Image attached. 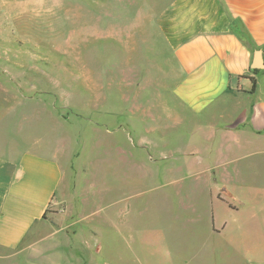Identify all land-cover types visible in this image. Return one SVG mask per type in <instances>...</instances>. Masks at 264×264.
Instances as JSON below:
<instances>
[{"label":"rangeland","instance_id":"rangeland-1","mask_svg":"<svg viewBox=\"0 0 264 264\" xmlns=\"http://www.w3.org/2000/svg\"><path fill=\"white\" fill-rule=\"evenodd\" d=\"M173 1L0 0V156L33 150L62 168L45 218L20 248L57 236L70 259L100 253L117 264L125 221L140 239L129 244L126 232V264L165 252L151 231L180 218L168 210L197 184L174 182L183 165L151 160L127 124L133 108L176 107L178 66L161 29ZM144 136L168 151L163 134ZM242 166L237 191L263 188L264 157Z\"/></svg>","mask_w":264,"mask_h":264},{"label":"crops","instance_id":"crops-1","mask_svg":"<svg viewBox=\"0 0 264 264\" xmlns=\"http://www.w3.org/2000/svg\"><path fill=\"white\" fill-rule=\"evenodd\" d=\"M161 29L178 66L176 107L155 114L133 108L127 127L139 134L137 145L149 148L151 160L183 165L174 182L194 181L197 188L170 206L178 220L152 229L149 241L165 244V252L151 253L149 262L264 264V187L237 191L245 183L241 165L264 157V0H174ZM146 119L151 123L143 124ZM144 132L163 134L168 151L160 152L164 146ZM61 178L54 155L0 156V259L109 264L100 253L70 259L57 236L20 248L45 218ZM126 232L129 244L140 241L136 226L120 221L117 264L127 263ZM147 257L134 253L132 264H146Z\"/></svg>","mask_w":264,"mask_h":264},{"label":"water","instance_id":"water-1","mask_svg":"<svg viewBox=\"0 0 264 264\" xmlns=\"http://www.w3.org/2000/svg\"><path fill=\"white\" fill-rule=\"evenodd\" d=\"M257 56H258V58H259L260 54L257 53ZM258 67H260V63H257V65L255 66V68H258Z\"/></svg>","mask_w":264,"mask_h":264},{"label":"trees","instance_id":"trees-1","mask_svg":"<svg viewBox=\"0 0 264 264\" xmlns=\"http://www.w3.org/2000/svg\"><path fill=\"white\" fill-rule=\"evenodd\" d=\"M257 71V70H256Z\"/></svg>","mask_w":264,"mask_h":264}]
</instances>
